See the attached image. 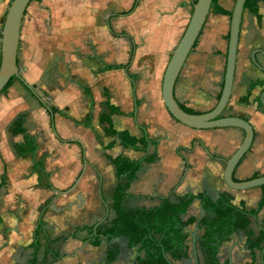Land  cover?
<instances>
[{"label": "crops", "instance_id": "obj_1", "mask_svg": "<svg viewBox=\"0 0 264 264\" xmlns=\"http://www.w3.org/2000/svg\"><path fill=\"white\" fill-rule=\"evenodd\" d=\"M196 1L137 0L127 16L135 0L29 4L17 52L20 80L0 94V264H136L137 251L125 238L102 237L117 219L115 187L125 183L116 177V158L140 162L121 202L126 211L198 194L212 202L227 195L237 209H257L260 188L232 191L222 179L243 132L189 129L169 116L161 100L164 70ZM11 2L0 0V32ZM212 3L174 87L176 102L200 114L215 107L224 79L230 17L216 10L231 14L235 0ZM255 11L244 9L242 15L224 112L247 121L254 132L235 182L264 176V0L256 1ZM16 122L20 131L13 135ZM142 131L150 142L145 152L121 146L119 133L140 139ZM27 138L35 150L22 156ZM154 153V162L143 161ZM188 217L196 224L185 230L187 257H167L170 264H194L192 236L204 264L200 206L190 207ZM250 227L254 238L264 230V207ZM217 261L261 264L259 252L252 257L236 234L220 244Z\"/></svg>", "mask_w": 264, "mask_h": 264}, {"label": "trees", "instance_id": "obj_2", "mask_svg": "<svg viewBox=\"0 0 264 264\" xmlns=\"http://www.w3.org/2000/svg\"><path fill=\"white\" fill-rule=\"evenodd\" d=\"M256 1L246 0L244 9L255 13ZM136 3L137 0L123 16L131 14L136 7ZM216 12L224 16L230 17L231 15L220 9ZM126 67L127 65L124 66V68ZM118 68L120 69L121 66ZM130 79L133 80L134 78L130 77ZM13 81L14 79L8 83L3 92L11 86ZM256 86L257 84H252L250 87L254 88ZM219 97L220 95L217 100ZM179 106L185 113L200 114L182 105ZM109 108L112 112H116L115 108ZM13 127L11 133L16 135L20 131L19 122H16ZM118 138L123 148H133L142 152L146 151L150 143L144 131H142V138L140 139H135L127 132L119 133ZM22 147L25 148L24 151L22 150L23 153L20 154L22 156L33 153L35 150L34 142L30 138L25 140ZM16 151L19 153V148H16ZM155 159L156 154L154 153L143 161L152 163ZM112 164L115 168L116 177L118 179L124 178L125 183H119L115 187L113 210L117 215V219L108 230L102 233V237L107 240L118 237L125 238L128 242V248L137 251L136 264H170L167 257L172 260L187 257L186 241L188 235L185 230L196 224L193 217H188V210L194 205L200 206L201 219L197 226L203 230L199 245L204 264H218L217 255L220 244L233 234L238 235L240 239H244L252 257L256 252H259L264 264V230L260 229L258 236L254 238V232L250 227V220L255 219L264 207V186L260 188L262 200L257 209L248 212L243 207L240 209L235 208L227 195H222L215 202H212L203 194L180 198L176 204H169L164 200L160 207L151 210L126 211L121 207V202L139 169L140 162L126 158H116L112 160ZM95 244L98 245V241H95ZM113 260V256L108 254L107 263H111Z\"/></svg>", "mask_w": 264, "mask_h": 264}, {"label": "water", "instance_id": "obj_3", "mask_svg": "<svg viewBox=\"0 0 264 264\" xmlns=\"http://www.w3.org/2000/svg\"><path fill=\"white\" fill-rule=\"evenodd\" d=\"M32 1L33 0H12L2 22L0 39V94L12 79L20 80L17 66L20 30L25 11ZM245 1L246 0H235L230 15L223 85L220 97L215 107L210 112L199 115L185 113L174 98V87L189 54L200 36L203 25L209 14L212 0H197L193 4L189 22L169 58L161 82V100L164 108L169 116L179 124L198 131L234 128L243 132L241 144L233 155L224 163L225 167L222 179L226 187L232 191L259 189L264 186V176L243 182L234 181V172L237 166L244 159L252 146L254 132L252 126L247 121L236 117L224 116L232 92L240 26ZM26 89L35 97L31 88L26 86ZM37 100L43 105L38 98ZM261 104L264 108V93L261 97ZM44 108L48 113L51 112L48 107L44 106ZM192 256L193 263L199 264L194 236H192ZM260 263L263 264L261 257Z\"/></svg>", "mask_w": 264, "mask_h": 264}, {"label": "rangeland", "instance_id": "obj_4", "mask_svg": "<svg viewBox=\"0 0 264 264\" xmlns=\"http://www.w3.org/2000/svg\"><path fill=\"white\" fill-rule=\"evenodd\" d=\"M125 35V37H126V35H127V33H125V32H121V33H117V35ZM0 36H1V32H0ZM182 36V35H181ZM181 36H180V38H181ZM121 37H123V36H121ZM179 38V39H180ZM121 39V38H120ZM179 39H177L176 40V42H175V47H176V45H177V43H178V41H179ZM125 41V40H124ZM126 44H128V42H125ZM173 53V52H172ZM2 94V93H1ZM3 94H5L4 92H3Z\"/></svg>", "mask_w": 264, "mask_h": 264}]
</instances>
